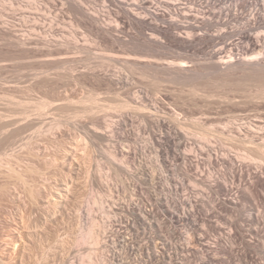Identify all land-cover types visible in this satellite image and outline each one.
I'll list each match as a JSON object with an SVG mask.
<instances>
[{
    "label": "rangeland",
    "instance_id": "rangeland-1",
    "mask_svg": "<svg viewBox=\"0 0 264 264\" xmlns=\"http://www.w3.org/2000/svg\"><path fill=\"white\" fill-rule=\"evenodd\" d=\"M75 1H77L79 3L82 2L81 6H83V8L85 10L89 11L90 13H94V15L98 16L100 22L101 23L103 22L102 24L109 26L112 23L110 26L113 25V27H117V28H115L117 30H113L114 35H111V33H110V34H108V36L110 35L109 37L107 36V34H105L106 35L105 36L102 33H100L99 31L97 32L95 27H92V30H90L91 25H89V23L85 22V19L83 17H81V15L78 14V12L77 13L75 12L76 10L73 9L75 7H72L74 5L72 4V1H70V0H0V115L2 114V115L9 117L8 115L13 116V114H14L15 116H17L19 114V112H21L19 114V116H20L23 113H27L26 111L24 112V110L27 109L28 115H29V122L28 123L30 124V126L28 124V126H29L28 128H30V129L29 130H28V128L26 129V132H25L26 135H24L25 134L24 133L20 136V138H19L20 140L18 139L19 143L17 144V142H18V140H17L16 145H15L16 147L14 146V148L15 149L19 148V150L17 149L16 151H20L21 147H17V146H20L22 142L24 143L25 140L27 141V139L30 136H32L35 141L37 140L36 143H38V145H36V147L39 145L45 146L46 150L48 149L47 150L48 151L47 152L48 158L50 155H52V158H53V156L55 154V150L57 148L56 147L57 144H56V141L54 142L55 139H53L54 135H52V134H54L55 133L54 131H56V130L53 129V130H51V132L47 131V130H49L48 128H50L52 125L54 127V124H56L55 122L61 123L62 129L64 128L63 134H65L66 132L67 133L69 132V134H72V135L74 134L76 136H81V134H82V136H81L82 138L78 137V139H77V137L74 138L75 136L72 137L73 139L70 137L72 140H70V138H67V137L63 138V146L66 147V146L71 145L73 148H77V149H75L77 151H73V153L76 152V153H74L76 156L74 154L72 156H75L73 158H76L77 161L80 159L79 163L82 162L81 165L77 167V172H78L77 174H79L78 175L79 181L76 185L77 186L76 190L78 191L77 195H76V191H75V194H74V195H76L74 197L75 199L73 198L74 199L73 202H71L72 200L69 202V205L71 207L68 206V208H66V212L70 211L72 213L69 212L68 214H70V215H68L64 211L65 214L63 217H64V220H66V223L64 220H63V222H61L62 224H65V225L61 224L62 228H63V236H66V239L64 237H63V239H65L66 242L68 243V244H66V242H65L66 246H65V244L63 246V247H66V248H63L64 249L63 250V253H64L63 254V257H64L63 260L64 261L63 262L65 264H72V263L73 264H82L83 261L85 263L89 260V255L93 254L94 252H96V253L100 252V254H101L102 251L106 252V253L108 252V255H110V256L112 254L111 257L109 256V258L111 259L110 261H112V263L114 262V264H116V263L119 264V262H120V258L115 259L113 257L114 254L113 253L110 254V252H112L111 250L113 249L112 247L115 246V245H113V243L115 241H117L118 238L121 237V232H123L124 227H122L123 225L120 226V224L118 222H115V224L113 223L114 227H112V229L109 230L108 238L110 239V241H108L109 243L108 242L107 243L110 244V245H108L111 248L110 250L108 249L109 247H107V248L104 247V248L100 249L99 252H97L98 248L96 249V247H94L90 243H88V244L87 243H79V244L74 245L75 242L73 243V241H75L74 238H76L75 236H77L75 234H77L76 233V232H78L77 228H79L78 224H76L78 222V220L76 221V219H78V217H77L78 216L77 215L78 210L77 209H80V207H82L80 205H83L82 210L85 209L83 211V216H84L83 222H85L84 223L85 225L82 227L86 228L88 226V224H87L88 221L85 219L89 220L88 217L90 214V213L88 214L87 212L89 211L88 210L89 207H92V206L95 207V205H93L95 200L101 199V200L108 201V203L111 207L114 205H118V206H116L117 208H115V210H114L117 212V213L116 212L115 213L118 216L119 215L130 216L129 213H126L124 211V209L121 207L122 205L124 206L127 201H128L127 203H129L130 201L131 202H139V201H141L142 197L147 196V197L152 198L153 201L155 202L157 200V198L159 199L161 197H165V196H167V194L169 192H171V194H168V197L171 198L172 200L171 199L170 200L173 202L174 200L178 199V196L176 195V192H175L176 188L174 185L177 184L176 187H178L179 186L178 184L182 183V184H184V186H182V188H184L187 191L189 196H193L194 195L193 192L196 194L197 193H200V194L203 193L206 196V197L204 196L205 199L208 200L207 202L209 203L208 204L206 202V204H208V205H206V209L204 211H201V213H200L201 219L199 221V225L196 228H192L193 230L192 229L189 230V228L185 225H177V224L174 225V224L170 223L169 220L165 219L164 216H163L164 217L163 218L162 215H160L158 218L160 220V222L164 223L162 225L163 226L162 233L165 234L166 236H170L169 238L172 240L171 242H173L174 245H177L178 242L179 243L182 242L180 237L181 238L182 237L186 238L187 236L188 237L190 236L189 238L192 237L191 239L188 238V240L190 242L189 246H191L189 251L185 252L186 254L182 253L179 256L181 258L180 260L185 258L183 260V263L188 264V262L185 261V260H187L191 264H197V263L200 264L201 257H202L201 253L202 252L204 253V251L207 250L204 255H208L210 253L209 256H210V258H213V260L215 262L214 264H264V254L262 253V251L264 252V207H263V204L260 201L255 200V199L248 201V202H245V208H246L245 209L246 211H245L241 208L240 205H238L236 203H234L232 205L229 203V199L231 197H235V195H236V197L238 196V194H237L238 189L237 188L240 184L239 178L235 179V189H234L235 191H233L231 193V195H229L228 197L225 195L217 194L214 191L208 189L206 186L203 187V185L201 183L200 184L198 183L199 182L198 180L197 181L195 180V179L205 178V180H207L206 183L208 184L209 183L208 182L209 173L213 172V174H216L219 176L223 175L225 178H228V180L233 181V179H232L233 172H232L231 168L230 169L226 168L225 166H222L223 164H221V163L219 164L216 161H215V164L209 165V163H208V159H209L208 157L209 156H208V153H205L207 151V148H209V147H210V150H213L214 148L217 149L218 151H220L221 155H223V153L225 154L226 152H228L230 155H233L235 157V161H237V162H238L237 159H239V161H242L241 157L245 158V157L249 156V158H246V159H248V163H249V160H251V161L255 160L256 161L254 166H253V163L255 161L254 162L250 161L251 163H249L253 167V168L251 167L252 171H255L257 168L256 164H257L258 160H256V158L259 159V157H258L259 152H257V147L255 148L254 145L257 142L259 143V141L256 142V140H255L254 142H251V141L241 142L240 140H235V139L233 140V139L229 138L228 136L220 137V135L218 133H219L220 125L224 121H226V119H230V117L232 118V116H234V115L236 117H238L237 115L242 117L245 114H250L251 118L253 117L252 119L254 121L250 119L251 121H253V123H257L256 122L257 118L254 119L255 116H257V115L262 116L264 118V100H263L264 95L262 96V94L264 92V83H263L264 74H261V70H259L260 65L257 66L259 69L257 68V70H255L256 72L255 71H254V73L252 72L253 75L255 74V76H253L251 74V72L246 73L248 76L245 73L243 74L241 72L240 75L242 74L243 77H240L239 74L237 75L233 71V70L236 71V69H239L241 66H243L242 64H245L244 62L248 63V61H251V60L254 63H256L255 61H257L256 64L264 65V59H263L264 58V32H263L264 31V25L262 26V24L264 23L263 22L264 20L260 19L261 20L260 24L258 23L259 20L256 22L254 21L253 24L251 22L252 25L247 20L249 17H251L250 14L252 13L253 9H256L254 11H259V14L262 12L260 14L261 17L264 16V14H263L264 13V11H263L264 7L261 6L263 8V10H262V8L260 6H257V4H256L254 7H252V9L251 8H244V9L241 8L240 12L242 14L241 16H243V17L240 16L238 19L232 20V21L227 19L226 17H224L225 19H223L222 20L223 22H221L217 19L215 21V19L210 17L209 14L207 15V13H210L211 11H215L217 9H220L221 7H225V6L229 5L230 3H226V4L221 5L220 3L215 4L214 1H213V3H210V0H207L208 2L206 0H196V1L195 0L194 1L193 0H180V3H181L180 4L176 0H144V1H146L145 5H143L145 8L138 9V11L142 12L144 17H149L147 19L150 22L151 21L154 22L155 25H157V26L160 25L161 27H167L168 21H170V20L175 21L178 18L179 20L178 19L177 20L179 21V23H180V21H182V24H184L186 22V25L192 23L193 25L197 24L196 25L197 27L200 26L199 27L200 29L197 30V32L194 31V32H191V34L192 33L193 34H203L206 32L205 33L206 36L211 37L212 40L214 39V41L211 40L210 42L202 44V45H201V43H199V44L193 43V45H191V46H184L183 47L182 45L177 44V42H175L174 40H169V39L165 38L163 35H159V33H155L153 31L152 27L142 29L141 27L137 26L135 22H133L134 20L130 17L131 15H129L128 10L130 8L131 9L136 8V10H137L138 7L136 5H138V4L140 7H142L141 6L142 3H140L141 0H75ZM250 1H253V0H250ZM177 2L181 5L178 7L182 8V12H181L182 14L180 12H178L179 14H177L175 11V9L177 7V6H175V4H178ZM258 7H260L261 9H259ZM156 9H159L160 11L162 9L163 12L166 13V16L163 17V19L161 17L159 20H157V19L153 20L155 16H153V14H151V16H150L149 13L153 12ZM164 9L166 11H164ZM245 9H247L248 12L245 11ZM250 9H251V11H250ZM257 9H259V10H257ZM168 11H171V12L168 13ZM174 11L176 14L174 13ZM147 13H148V16H146ZM187 13H189V14H187ZM171 14H173V15H171ZM181 15H182V17H181ZM189 16H191V17H189ZM246 16H247V19H245ZM168 18H169V20H168ZM240 18H244V19H240ZM241 20L244 23L243 22L241 23ZM117 21H118V23H117ZM162 25H164V26H162ZM208 25H210V26H208ZM258 25H260V26H258ZM145 29H146V31H145ZM147 29H149V31ZM141 30H143V31H141ZM113 31H112V34H113ZM181 32H184V31H181ZM198 32H200V33H198ZM243 32H244V34L248 33V34H252V36L256 35L254 37L258 36V37H260V39L262 38V42H261L262 44L261 45H263V48L262 47L257 48V49L250 48L251 46L248 44V42H246L247 40L244 38ZM99 33L101 35H103V37ZM150 33L151 34L154 33L153 35H156L157 39L159 37V39H160L158 41L159 43L154 45V47L151 46V47L146 48V50L144 49V51H142V53L144 52L143 53L144 57H139L140 56L139 51H138L139 46H137L138 45L137 42L139 44H143L146 41L145 38L147 36H150L149 35ZM174 33H177V30L176 31L174 30ZM261 33H262V35H261ZM191 34L189 33V35H191ZM259 34H260V36H259ZM138 35H140V36H138ZM241 35L243 36V38ZM112 36L114 39L112 38ZM183 37H188V36H186V35L184 36V34H183ZM144 39H145V41H144ZM243 39H245V41ZM240 40H242L243 42ZM16 41L17 42L25 41L27 44L24 46H19ZM48 42H49V44H48ZM65 42L68 43L67 46L71 45V47H68L65 49L63 47V43H65ZM133 42H135L134 43L135 47H134V44H132ZM75 43H77V44H75ZM60 45H62V46H60ZM226 45H227V47L225 48ZM151 48H153V49H151ZM220 48L224 49L223 50L224 52ZM135 50H137L136 53H135ZM147 50L150 52H148ZM233 50H235V51H233ZM238 53L240 55H238ZM248 57H249V59H248ZM233 58L237 59V60L235 59L237 68L230 67V69H228L229 65L228 66L226 65V67H225V64H222L223 60L227 62V61H232ZM238 58H239V60H238ZM142 59H144V60H142ZM243 60H245V61H243ZM235 61L233 60L234 64H235ZM241 62H243V63H241ZM258 62H260V63H258ZM133 63H134V65H133ZM169 64L171 66L176 64L175 65L176 67L173 66L174 70L171 66H169ZM178 64L187 65L186 67H184V69L187 68L189 70V68H190V70L194 71L191 74H194V75H192V76L190 75L191 78L185 77L188 80L184 79V77L183 78L179 77V75H177V74H178L179 69L181 70V67ZM217 65H219V66L221 65L220 66L221 69L217 68L216 69L217 71H216L214 69ZM222 65L224 67H222ZM219 66H217V67H219ZM170 67H171L170 70H172V72L169 70ZM192 67H195V68H192ZM261 67H262V73H264V70H263L264 67L263 66H261ZM210 68L214 72L216 71V75H218V76L220 75V76L216 77L215 73L213 74V72H211L212 70H210ZM194 69H196V71ZM223 69H224V71H223ZM227 69H228V71H227ZM176 70H178V71L176 72ZM225 70L228 73H226ZM240 70L241 69H239L237 71L240 72ZM167 72H168V74H170V76L167 74ZM219 72H221V73H219ZM258 72H259V75H258ZM172 73H175V74H172ZM224 73H226V74L233 73L234 75L238 76V78L240 77L241 79L239 78V80H238L236 77V79H237V80H235L236 82L235 81L229 82V81H232L234 79L229 80V78L228 79L226 78L228 81L225 82L224 80H226V79L224 77L225 76ZM171 74L174 75V77ZM196 74H198V75H196ZM213 75H215V77H211ZM251 75L253 76V78L251 77ZM175 76H177V77H175ZM209 76H210V78H209ZM259 76L260 77L262 76V78H263L262 82H260L261 78L258 79L260 81L257 80V78H259ZM114 77L120 81V83H118V81L115 79L117 81V83H115V85L117 84L116 86L113 85V82H112V79L114 80ZM192 77L194 80L192 79ZM198 77H200V78H198ZM245 77H246V79H244ZM247 77H248V80H247ZM180 78H181V81H180ZM211 78H212V80H211ZM213 78L224 79L222 81H224L225 84L223 82L221 83L219 79H216V82H217V80H219L218 81L219 84L215 83V79H213ZM231 78H233V75ZM254 78H256L255 80H257L258 82L255 81ZM175 79H177V80H175ZM189 79L191 82L189 81ZM208 79H210V82H209L210 84L213 82V80H214V82L211 84L212 87L207 86L208 87L207 88L206 85L208 83ZM182 80H184L186 82H184V81L182 82ZM195 80L197 82L201 81L202 85H205L204 81H205V83L206 82L207 83L205 86H201V83H199V82L197 83ZM110 81L112 82L111 85H110ZM193 81L196 82V85L194 84L195 82H193ZM240 82H242V83H240ZM192 83H193L194 87H193ZM251 83H253V84H251ZM198 84H200L198 86L199 88L197 87ZM222 84H223V86H222ZM258 85H259V87H258ZM260 85H262V87ZM193 88H195L197 90L196 95H198V98H197V96L196 97L194 96L195 92L194 93L192 92V90L194 91ZM201 88H203V89H201ZM204 88L207 89L206 95H208V93L210 92L209 89H211L213 92H214V90H217L215 92V94L216 95L218 94L217 96H219V97L221 95L220 99H219V97L214 96L215 94L213 92H212L213 94L210 92L209 96L212 95L215 99L212 100V98H213L212 96H211L212 97L211 99H209L210 98L209 96H208L209 98L208 97L206 98V96L203 97L202 93L204 92L203 90H205ZM199 90H202L203 92L199 91ZM190 92H192L194 95L193 94L191 95ZM133 93L140 95V96L143 94H146V96L148 98H150L151 100H153L154 102L158 101V103H159L158 105L160 107L159 112L155 113L154 111H152L149 108H146V107L144 108V106L143 107L141 106V108L139 109V107H140L139 104L133 103V101L131 102L132 99L130 100V98H132L135 95ZM198 93L199 94L201 93L202 95L200 96ZM132 94H133V96H132ZM223 94H224V96H223ZM190 95H191V97H190ZM179 96H180V98H179ZM222 97H223V99H225V97H226V99L223 100ZM250 97H252V99H250ZM183 98H185V99H183ZM227 98H229V99H227ZM245 98H246V101L244 104ZM231 99H232V101L230 103L229 100H231ZM210 101H212V102H210ZM258 101H259V103H256ZM41 102H42V104H41ZM192 102H194V103H192ZM46 103H47V105H46ZM66 103H67V105H66ZM205 103H207L208 105L207 104L205 105ZM227 103L229 105H226ZM238 103H241V104H238ZM55 104L58 106L61 104L62 106L57 107ZM137 104H138V107H137ZM259 104H261V105H259ZM22 105H25V106L23 107ZM28 105H29V107H28ZM38 105L40 108L38 107ZM40 105L46 106V109L42 110ZM68 105H70V106H68ZM198 105L201 107H199ZM20 106H22V108H20ZM55 106L58 109L55 108ZM196 106H197V108H196ZM208 106H211V107H208ZM36 107H38V108L36 109ZM61 107H66V109L61 108ZM136 107L139 110L136 109ZM24 108H26V109H24ZM54 108H55V110H54ZM89 108H91V110L93 109L91 111V113H89L90 112ZM202 108H204V109H202ZM14 109L19 111L18 114H17L16 110H15L16 111L15 113L13 112ZM40 109L44 112H42ZM59 109H64V110H59ZM197 110H198V112H197ZM22 111H23V113H22ZM56 111H58V112H56ZM86 111H88L87 114L90 117L86 114ZM93 111H94L95 115L93 114ZM211 111H213V112H211ZM11 112H13V113H11ZM41 113H42V115H45V116H42ZM207 113L208 114L212 113L210 116V117H212L211 119L207 118L206 115H203V114H207ZM219 113H221V114H219ZM230 113H231V116H230ZM153 114H154V116H153ZM103 115L106 117L108 122H110L112 124L121 122L122 120H124V121L128 120L126 122V124L128 126L126 124L124 125L125 122L122 121L124 127L118 131V133H117L118 135L114 134L113 138L110 141L109 140H103L102 138H99V139L94 140V142L96 141L95 142L96 144H95L92 141L90 143L89 142L90 140L87 139L89 144H91L88 146V142H86L87 140L85 141L86 138L85 137L83 138V136H85L84 135L85 133L83 134V132H86V130L88 128L96 129L97 121L99 122L100 120L105 119ZM21 116H23V115H21ZM64 116H65V119H64ZM92 116H94V117L96 116V118H98V120ZM101 117L103 119H101ZM223 117L224 118L226 117V118L224 119ZM35 118L37 120H35ZM74 118H77V120ZM147 118L149 119V121H147ZM157 118H159V119L163 118L162 120H164L168 125H171L170 126L171 128L175 127V132H178L180 130L179 128L183 129V131H181L182 129L179 131L181 134L177 133V134H180V135L183 134V135L180 137L178 135H176V137L177 136L179 137V138L177 137L178 142L180 141V139H181V141H184L185 139L189 140V141H187L188 145L186 143V145L184 144L183 145L184 147H182L180 149V151L182 150L181 152L188 155L189 159L185 164L180 163V162H176L174 160V155L172 156V154H170V155L165 154V152H166L165 149H167V147H166L165 142H164L165 146H164L163 142H160V141H162L160 137L162 136L163 132L161 131L162 128L159 127V125H156ZM39 120H40V122H39ZM151 120L152 121L154 120L155 123H154V121L152 122ZM202 120H203V122H202ZM52 122H54V123H52ZM39 123H41V124H39ZM31 124H33L35 126L36 130L41 125L40 127H43V131L45 130L43 133L44 135L39 134L40 135L39 136V135H36L37 134L36 133L35 135L37 136L38 139L35 138V135H33L34 133H31V132H34L36 130L33 128L34 126ZM63 124H64V126H63ZM194 125H197V126H194ZM200 125L202 127L203 126L204 127L201 128ZM76 126L78 128H76ZM84 126H85V129H84ZM159 128H161V130ZM207 129L211 132V134L209 131H207ZM82 130H83V132H82ZM100 130L104 131L102 129H100ZM173 130H174V128H173ZM73 131L74 132L77 131V133H74ZM88 131H89V129H88ZM243 131L246 132V130H243ZM197 132H199L200 134L199 133L197 134ZM203 132H205V133H203ZM201 133H203V134H201ZM206 133L210 134L209 144L211 146L207 147L206 149L204 147L205 150L204 149L201 150V148L207 144V143H205V140L204 141L202 140L203 136H201V135H204ZM198 135H200L201 137ZM0 138H1V135H0ZM21 138H22V140H21ZM101 139H102V141H101ZM58 141H59V139H58ZM79 141H80V143H79ZM206 142H208V140H206ZM97 143H98V145H97ZM253 143H255V144H253ZM77 145H78V147H77ZM163 146H164V148H163ZM198 146H200V147H198ZM161 148H162V150H161ZM128 150H129V152H128ZM28 151H27V149H25L24 151L21 150L20 153L18 152L20 157L18 156L17 158H20L21 161H23V162H21L19 159V161L21 163H25L27 165L30 162H33V163L36 162L35 164H37V162H38V164L43 165V163H44V165H45V159L44 158H43L44 160L41 159V161H44V162H40L39 158H36V157L33 158L32 156H30V155L34 156V154H30V152H28ZM87 152H90V153H87ZM127 153H128V155H126ZM22 154H23V158L25 157L24 159L22 158ZM162 154L165 155L166 159H164V156H162ZM197 154L200 155V161H199V159L197 160L195 158ZM78 155H79V157H78ZM166 156H168V158ZM259 156L261 157V155H259ZM112 157H114V158H112ZM52 158L50 157L49 159L51 160ZM201 158H203V159H201ZM251 158H253V159L255 158V159L253 160ZM30 159H32V160H30ZM29 160H30V162H29ZM26 161H27V163H26ZM70 161H72V160L69 159L66 162V163L69 162L68 164L63 163L65 165V166H63V172L64 173L67 170L66 172L68 174H70L69 173V171L71 170V169H69L71 167ZM19 167L25 168L24 164H23V166H19ZM55 167H51V170L54 171L56 174H59L58 172L60 171L61 168L58 169V167H56V169H55ZM98 167H100V168H98ZM90 168H92L91 170L93 171V173L92 172L90 173L91 175L87 174V172L89 173L91 171ZM253 169H255V170H253ZM97 170H99V171H97ZM99 172H100V174H99ZM64 173H63V175H64ZM203 173H205V174H203ZM66 174L64 175V177H66V179H67L68 174H67V176H66ZM94 176H96L97 178H95ZM81 177H82V179H81ZM89 177H90V179H88ZM100 178L104 179L103 180L104 183H108L110 185V189L112 188L111 193H114V194H110L108 192L106 193V191L104 192V190H105V189H103L104 187H102V185L99 186V184H101V183H98V181H99L98 179H100ZM156 178H157V180H156ZM248 179L250 181V176L246 175L245 180L247 181ZM63 180H64V178H63ZM92 181H93V183H91ZM3 183L4 182H0V186L3 185ZM85 183L88 185H86ZM89 184L92 186H89ZM162 184L164 187L162 186ZM169 184H170V186H169ZM167 185L169 187H173V186L174 187L171 188L172 190H169L170 188ZM136 189L140 190V191L136 192ZM173 189H174V191H173ZM184 189H182L180 195L186 194L185 193L186 191ZM166 190H169V191H166ZM133 191L135 192V194ZM183 191H185V192L183 193ZM259 191L261 193H263V195H264V186L262 188L259 187ZM116 193H117V195H116ZM1 195H2V193H0V199H1ZM82 195L84 197H82ZM77 196H79L80 199ZM114 198H116V199H114ZM3 199H4L3 205L0 206V221H1L0 227L2 226V223L5 221V219L6 220L8 219V220L6 221V223L4 222L3 225L7 224L9 226V224L12 223L14 219H15L14 221H17V222L20 221V218H18V216L19 217L21 216V214L18 215L21 210H19V208L17 207L16 204H14L10 201L7 194L3 195ZM110 199H113L114 201L110 200ZM80 200H81V202H80ZM84 201H85V203H84ZM227 202L229 204H227ZM72 204H75L77 209L74 207V205L72 208ZM94 209L96 210V211L94 210L96 213L98 208H94ZM120 210L121 211L123 210L124 213H123V211L121 212ZM75 211L77 212V214L75 213ZM73 213H75V214L73 215ZM5 215H6V217H5ZM257 215H259L258 216L259 220L256 219V217H255ZM75 216H76V218H75ZM85 216L87 218H85ZM65 217H66V219H65ZM69 217L72 219L70 220ZM11 218L12 219L14 218V219L12 220ZM70 222L72 225L70 224ZM73 225H75V226L73 227ZM6 226H2L0 228V237H1L0 241L1 242L3 240L5 241L7 239V235H5V234H8L6 232H9L8 231L9 229H8V226L7 227ZM3 227H6V228H3ZM69 227H70V230L67 229ZM59 228H61V227H59ZM59 228H55V229H59ZM53 229H54V227L52 228V230ZM73 229H75V230H73ZM181 229H182V231H181ZM72 231H74V232H72ZM119 231H120V235H119ZM64 232H66V233L64 234ZM114 234H115V236H114ZM2 237H6V238H2ZM155 238L157 239L156 229H145L144 230V229L140 228L138 237L134 236L132 242L136 246L141 245V244L142 245L147 244L145 246H151L154 243V241L155 242L157 241V240H155ZM145 239H147V240H145ZM218 240H220V245L218 243L219 242ZM229 240H230V243L228 242ZM111 241H113V242H111ZM145 241H147V242H145ZM71 242L73 243V245L75 247L72 245ZM201 242L206 243V244L205 243L204 244L207 245L205 247L207 249L203 248V246L200 244ZM227 242H228V244H227ZM223 244H225V245L227 244L229 246V248H230L229 251L223 250L224 246H225V245L222 246ZM217 245L219 247H217ZM247 246H250V247H247ZM208 247H210V248H208ZM222 247H223V249L220 250ZM120 248H118L117 250H119ZM161 248H162V245H160V249ZM67 249H69V250H67ZM230 250H231V252H230ZM119 251L121 252L123 250L121 249ZM95 254L93 255V257L96 256ZM122 255H123L122 257H124L126 259L128 257L127 261L128 262L130 261L129 262L130 264H134V262H135V264L136 263L139 264L140 262H141L140 264H167L164 261V259L161 257L150 259V258H148V256H143V258L141 259L142 256L141 255L139 256V254L127 256L126 254H124V252H122ZM60 256H62V254L59 255V257ZM59 257H56V261L54 260L55 264H59L60 260L58 261V259H61V257L60 258ZM91 257H92V255H91ZM50 258H51V260L54 259L53 257H50ZM143 260H144V262H143ZM54 261L51 262V264H54ZM30 263H33V262L31 261Z\"/></svg>",
    "mask_w": 264,
    "mask_h": 264
},
{
    "label": "bare ground",
    "instance_id": "bare-ground-1",
    "mask_svg": "<svg viewBox=\"0 0 264 264\" xmlns=\"http://www.w3.org/2000/svg\"><path fill=\"white\" fill-rule=\"evenodd\" d=\"M70 1H72V4L74 5V6H72V7H75V8H73V9H75L74 11L77 13L78 12V14H80L81 15V17H83L84 19H85V22H87V23H89V25H91V28H90V30H92V27H95L96 28V30H97V32L99 31L100 33H102L103 35H105V34H107V36H108V34H110L111 33V35H114V31L113 30H117V29H115V28H117V27H113V25L112 26H110L109 24V26H107V25H104V24H102L101 22H100V20H99V17L98 16H96V15H94V13H90L89 11H87V10H85L84 8H83V6H81V4H82V2L81 3H79V2H77V1H73V0H70ZM176 1H178L179 3H180V0H176ZM194 1V0H193ZM196 1V0H195ZM207 1V0H206ZM212 1V2H211ZM213 1L215 2V4L216 3H220L221 5L222 4H226V3H230L229 5H227V6H225V7H221L220 9H217V10H215V11H211L210 13H207V15L209 14V16L210 17H212L213 19H215V21H216V19L217 20H219V21H221V22H223L222 20L223 19H225L224 17H226L227 19H229V20H236V19H238L242 14H241V8L242 9H244V8H251L252 9V7H254L256 4H257V6H263L264 7V0H253V1H250V0H210V3H213ZM145 2L146 1H144V0H141L140 1V3H142L141 4V6L142 7H140L139 6V4L138 5H136L138 8H137V10H136V8L135 9H129L128 10V13H129V15H131L130 17L134 20L133 22H135L136 23V25L137 26H139V27H141L142 29L143 28H148V27H152V29H153V31L155 32V33H159V35H163L165 38H167V39H169V40H174L175 42H177V44H180V45H182L183 47L184 46H191V45H193V43H197V44H199V43H201V45L202 44H205V43H208V42H210L212 39H211V37H209V36H206V32L205 33H203V34H191V32H194V31H196L197 32V30H199L200 28V26H196V25H193L192 23L191 24H187L186 25V22L184 23V24H182V21H180V23H179V19L177 20H170V21H168L167 22V27H161L160 25L159 26H157V25H155L154 24V22H150L147 18H149V17H144L143 16V13L142 12H139L138 11V9H142V8H145L143 5H145ZM149 2V1H148ZM164 2V1H163ZM177 2V3H178ZM183 2V1H182ZM200 2V1H199ZM204 2V1H203ZM208 2V1H207ZM71 3V2H70ZM69 3V4H70ZM136 3V2H135ZM175 4V6H181L180 4ZM71 4V5H72ZM187 4V3H186ZM189 4V3H188ZM205 4V3H204ZM219 4V5H220ZM163 6V5H162ZM153 7V6H152ZM176 7V9H175V11H176V13L177 14H179L178 12H182V8H180V7H178L177 8ZM216 7V6H215ZM218 7V6H217ZM220 7V6H219ZM260 7H258L259 9H261ZM128 8V7H127ZM150 8V7H149ZM256 8V7H255ZM184 9V8H183ZM251 9H250V11H251ZM259 9H257V10H259ZM127 10V9H126ZM149 10V9H148ZM249 10V9H248ZM254 10H256V9H253L252 10V13L250 14L251 15V17H249L248 19H247V16H246V18L245 19H247L248 20V22L251 24V22H252V24H253V22L255 21H258L259 20V24H260V21L261 20H264V16H260V14L262 13H260L259 14V11H254ZM262 10H263V8H262ZM138 11V12H137ZM162 11V12H161ZM161 11L159 10V9H156V10H154L153 12H150L149 14H150V16H151V14H153V16H155L154 17V19L153 20H155V19H157V20H159L161 17H162V19H163V17H165L166 16V13L165 12H163V10L161 9ZM164 11H166L165 9H164ZM175 11H174V13H175ZM209 11V10H208ZM245 11H247V9H245ZM264 11V10H263ZM145 12V11H144ZM169 12H171V11H168V13ZM248 12V11H247ZM97 13V12H96ZM95 13V14H96ZM99 13V12H98ZM125 13V12H124ZM127 13V14H128ZM175 13V14H176ZM244 13V12H243ZM77 14V15H78ZM182 14V13H181ZM187 14H189V13H187ZM186 14V15H187ZM192 14V13H191ZM264 14V13H263ZM79 15V16H80ZM94 15V16H93ZM171 15H173V14H171ZM170 15V16H171ZM146 16H148V13H147V15ZM178 16V15H177ZM176 16V17H177ZM180 16V15H179ZM80 17V18H81ZM175 17V18H176ZM181 17H182V15H181ZM189 17H191V16H189ZM197 17V16H196ZM199 17V16H198ZM241 17H243V16H241ZM240 19H244V18H240ZM239 19V20H240ZM261 19V20H260ZM167 20V19H166ZM168 20H169V18H168ZM131 22V21H130ZM198 22V21H197ZM218 22V21H217ZM228 22V21H227ZM237 22V21H236ZM243 21L241 20V23H242ZM264 22V21H263ZM262 22V23H263ZM86 23V24H87ZM117 23H118V21H117ZM158 23V22H157ZM196 23V22H195ZM230 23V22H229ZM244 23V22H243ZM248 23V24H249ZM106 24V23H105ZM165 24V23H164ZM214 24V23H213ZM223 24V23H222ZM221 24V25H222ZM240 24V23H239ZM246 24V23H245ZM251 24V25H252ZM255 24V23H254ZM88 25V26H89ZM211 25V24H210ZM210 25H208V26H210ZM225 25V24H224ZM247 25V24H246ZM256 25V24H255ZM264 25V23L262 24V26ZM116 26V25H115ZM162 26H164V25H162ZM231 26V25H230ZM243 26V25H242ZM241 26V27H242ZM245 26V25H244ZM249 26V25H248ZM257 26V25H256ZM255 26V27H256ZM258 26H260V25H258ZM119 27V26H118ZM203 27V26H202ZM225 27V26H224ZM246 27V26H245ZM251 27V26H250ZM254 27V26H253ZM252 28V27H251ZM89 29V28H88ZM136 29V28H135ZM209 29V28H208ZM225 29V28H224ZM229 29V28H228ZM246 29V28H245ZM139 30V29H138ZM148 31H149V29H147ZM174 30L176 31L177 30V33H174ZM227 30V29H226ZM234 30V29H233ZM239 30V29H238ZM253 30V29H252ZM95 31V30H94ZM112 31H113V34H112ZM131 31V30H130ZM141 31H143V30H141ZM145 31H146V29H145ZM144 31V32H145ZM181 31H184V32H181ZM237 31V30H236ZM242 31V30H241ZM96 32V33H97ZM118 32V31H117ZM116 32V33H117ZM202 32V31H201ZM246 32V31H245ZM264 32V31H263ZM99 33V34H100ZM120 33V32H119ZM189 33L191 34V35H189ZM198 33H200V32H198ZM231 33V32H230ZM236 33V32H235ZM154 33H150L149 35L150 36H147L145 39H146V41H145V39H144V43L143 44H139L137 41V46H139L138 47V51H139V57H144L143 55V53H142V51H144V49L146 50V48H148V47H151V46H153L154 47V45H156L157 43H159L158 41L160 40L159 39V37H158V39H157V36L156 35H153ZM183 34H184V36L186 35V36H188V37H183ZM226 34V33H225ZM224 34V35H225ZM232 34V33H231ZM101 35V34H100ZM103 35H101L102 37H103ZM147 35V34H146ZM158 35V34H157ZM158 35V36H159ZM243 35H244V38L247 40L246 42H248V44L251 46L250 48H253V49H257V48H260V47H262L263 48V45H261L262 43V38L260 39V37H254V36H256V35H254V36H252V34H248V33H245L244 34V32H243ZM261 35H262V33H261ZM106 36V35H105ZM104 36V37H105ZM110 36V35H109ZM108 36V37H109ZM131 36V35H130ZM138 36H140V35H138ZM144 36V35H143ZM156 36V37H155ZM242 36V35H241ZM240 36V37H241ZM259 36H260V34H259ZM112 38H113V36H112ZM164 38V39H165ZM242 38H243V36H242ZM114 39V38H113ZM132 39V38H131ZM245 39H243L244 41H245ZM18 40V39H17ZM20 40V39H19ZM117 40V39H116ZM139 40V39H138ZM166 40V39H165ZM65 41V40H64ZM67 41V40H66ZM141 41V40H140ZM212 41H214V39L212 40ZM235 41V40H234ZM240 41H242V40H240ZM14 42V41H13ZM17 42V41H16ZM33 42V41H32ZM69 42V41H68ZM131 42V41H130ZM129 42V43H130ZM229 42V41H228ZM243 42V41H242ZM37 43V42H36ZM72 43V42H71ZM135 42H133L132 44H134ZM166 43V42H165ZM17 44L19 45V46H24V45H26L27 43L25 42V41H19V42H17ZM47 44V43H46ZM48 44H49V42H48ZM75 44H77V43H75ZM161 44V43H160ZM167 44V43H166ZM68 45V43H63V47L66 49V48H68V47H71V45L70 46H67ZM128 45V44H127ZM225 45V44H224ZM229 45V44H228ZM18 46V47H19ZM60 46H62V45H60ZM67 46V47H66ZM74 46V45H73ZM72 46V47H73ZM133 46V45H132ZM131 46V47H132ZM136 46V47H137ZM219 46V45H218ZM234 46V45H233ZM134 47H135V44H134ZM220 47V46H219ZM227 47V45L225 46V48ZM237 47V46H236ZM244 47V46H243ZM63 48V49H64ZM166 48V47H165ZM164 48V49H165ZM194 48V47H193ZM232 48V47H231ZM151 49H153V48H151ZM156 49V48H155ZM154 49V50H155ZM161 49V48H160ZM221 49V48H220ZM239 49V48H238ZM244 49V48H243ZM134 50V49H133ZM166 50V49H165ZM222 51L224 50V49H221ZM220 50V51H221ZM229 50V49H228ZM227 50V51H228ZM132 51V50H131ZM136 51L137 50H135V53H136ZM148 51V50H147ZM185 51V50H184ZM221 51V52H222ZM233 51H235V50H233ZM240 51V50H239ZM148 52H150V51H148ZM219 52V51H218ZM224 52V51H223ZM259 52V51H258ZM233 53V52H232ZM249 53V52H248ZM151 54V53H150ZM155 54V53H154ZM215 54V53H214ZM219 54V53H218ZM235 54V53H234ZM229 55V54H228ZM227 55V56H228ZM238 55H240L239 53H238ZM242 55V54H241ZM237 56V55H236ZM149 57V56H148ZM243 57V56H242ZM258 57V56H257ZM224 58V57H223ZM245 58V57H244ZM236 59V58H235ZM235 59L233 58V60L235 61ZM248 59H249V57H248ZM255 59V58H254ZM264 59V58H263ZM136 60V59H135ZM142 60H144V59H142ZM232 60V59H231ZM233 60L232 61H222V64H225V67H226V65L229 67L228 69H230V67H235V68H237V66H236V61H235V64L233 63ZM237 60V59H236ZM238 60H239V58H238ZM246 60V59H245ZM245 60H243V61H245ZM146 61V60H145ZM255 61V60H254ZM260 61V60H259ZM256 63H257V61H255ZM219 63V62H218ZM217 63V64H218ZM238 63V62H237ZM241 63H243V62H241ZM245 64H242L243 66H241L239 69H241L240 70V72H238L237 70H239V69H236V71L235 70H233L237 75L239 74L240 75V73L242 72L243 74L245 73H248V72H251V74L253 75V73H254V71L255 70H257V66L258 65H260V69L259 70H261V74H264V73H262V67L261 66H263L264 67V65H261V64H256V63H254V62H252V60L251 61H248V63H246V62H244ZM258 63H260V62H258ZM183 64V63H182ZM186 64V63H185ZM214 64V63H213ZM220 64V63H219ZM263 64V63H262ZM129 65V64H128ZM131 65V64H130ZM133 65H134V63H133ZM142 65V64H141ZM176 65V64H175ZM175 65H173V66H175ZM180 67H181V70L179 69V71L178 70H176V72L178 71V74L177 75H179V77H181V78H183L184 77V79H187L188 77H190V75L192 76V75H194V74H191V73H193L194 71L193 70H190V68H189V70L186 68V69H184V67H186L187 65H180V64H178ZM169 66H171L170 64H169ZM173 66H171L172 68H173V70H174V67ZM209 66V65H208ZM217 66H219V65H217ZM215 67V69L214 70H216L217 68L218 69H221L220 68V66L219 67ZM171 67L169 68V70L171 69ZM176 67V66H175ZM222 67H224L223 65H222ZM138 68V67H137ZM192 68H195V67H192ZM139 69V68H138ZM178 69V68H177ZM228 69H227V71H228ZM136 70V69H135ZM168 70V71H169ZM195 71H196V69H194ZM206 70V69H205ZM209 70V69H208ZM210 70H212L211 68H210ZM258 70V71H259ZM263 70H264V68H263ZM167 71V70H166ZM171 72H172V70H170ZM198 71V70H197ZM202 71V70H201ZM217 71V70H216ZM216 71L214 72L213 70L211 71V72H213V74L215 73V75H216ZM220 71V70H219ZM223 71H224V69H223ZM222 71V72H223ZM204 72V71H203ZM207 72V71H206ZM225 72H226V70H225ZM231 72V71H230ZM233 72V73H234ZM238 72V73H237ZM253 72V73H252ZM256 72V71H255ZM260 72V71H259ZM259 72H258V75H259ZM198 73V72H197ZM218 73V72H217ZM219 73H221V72H219ZM226 73H228V72H226ZM226 73H224L225 74V79L227 78H229V80H232V79H234V80H232V81H229V82H234L235 80H239V78L240 77H243L242 76V74L240 75V77L238 78V76H236V75H234L233 73H229V74H226ZM167 74H168V72H167ZM172 74H175V73H172ZM171 74V75H172ZM212 74V73H211ZM257 74V73H256ZM169 76H170V74H168ZM196 75H198V74H196ZM195 75V76H196ZM209 75V74H208ZM215 75H213V76H211V77H215ZM222 75V74H221ZM232 75H233V78H231L232 77ZM247 75V74H246ZM251 75V77L253 78V76H255V74L252 76ZM257 75V76H258ZM112 76V75H111ZM173 77H174V75H172ZM218 75H216V77H217ZM220 76V75H219ZM218 76V77H219ZM235 76V77H234ZM248 76V75H247ZM175 77H177V76H175ZM185 77H187V78H185ZM206 77V76H205ZM204 77V78H205ZM223 77V78H224ZM236 77H237V79H236ZM103 78V77H102ZM110 78V77H109ZM125 78V77H124ZM172 78V77H171ZM181 78H180V81H181ZM191 78V77H190ZM197 78V77H196ZM198 78H200V77H198ZM209 78H210V76H209ZM231 78V79H230ZM261 78V79H260ZM100 79V78H99ZM116 78L114 77V80L112 79V82H113V85H115V83H117V81H118V83H120V81L119 80H115ZM174 79V78H173ZM192 79H193V77H192ZM213 79H215V83H218V81L220 80V82L222 83H224V81L225 82H227L228 80L226 79V80H224V79H219V78H213ZM216 79H219V80H217V82H216ZM241 79V78H240ZM244 79H246V77L244 78ZM250 79V78H249ZM256 78H254V80H255ZM258 79H260V80H258ZM262 76L260 77L259 76V78H257V80L258 81H260V82H262ZM111 80V79H110ZM175 80H177V79H175ZM188 80V79H187ZM194 80V79H193ZM211 80H212V78H211ZM222 80H224V81H222ZM247 80H248V77H247ZM246 80V81H247ZM257 80H255V81H257ZM264 80V79H263ZM109 81V80H108ZM129 81V80H128ZM184 80H182V82H183ZM189 81H190V79H189ZM188 81V82H189ZM196 81V80H195ZM195 81H193V82H195ZM245 81V82H246ZM257 81V82H258ZM111 81H110V85H111V83H112ZM184 82H186V81H184ZM191 82V81H190ZM197 82V81H196ZM196 82L194 83L195 85H196ZM199 83H201V86H205L206 85V83H205V81H204V84L205 85H202V82L201 81H198ZM197 82V83H198ZM210 82V79H208V83H207V85H206V87L207 86H211V84L214 82V80H213V82L210 84L209 83ZM236 82V81H235ZM123 83V82H122ZM240 83H242V82H240ZM239 83V84H240ZM263 83H264V81H263ZM128 84V83H127ZM210 84V85H209ZM219 84V83H218ZM225 84V83H224ZM229 84V83H228ZM233 84V83H232ZM238 84V85H239ZM251 84H253V83H251ZM257 84V83H256ZM260 84V83H259ZM117 85V84H116ZM115 85V86H116ZM120 85V84H119ZM192 85H193V83H192ZM191 85V86H192ZM200 84H198L197 85V87L199 86ZM214 85V84H213ZM217 85V84H216ZM215 85V86H216ZM231 85V84H230ZM200 86V87H201ZM218 86V85H217ZM222 86H223V84H222ZM261 87H262V85H260ZM131 87V86H130ZM193 87H194V85H193ZM212 87V86H211ZM210 87V88H211ZM219 87V86H218ZM258 87H259V85H258ZM196 88V87H195ZM195 88H193L194 89V91L192 90V92L194 93L195 92V95L192 93V92H190L191 93V95L193 94L195 97L197 96V98H198V95H196V89ZM199 88V87H198ZM208 88V87H207ZM201 89H203V88H201ZM205 89V88H204ZM207 89H205V90H199V91H202L203 93V95L200 93H198L200 96L202 95L203 97H205L206 96V98L209 96V93L211 92H213L211 89H209V93H208V95H206V93H207V91H206ZM131 91V90H130ZM129 91V92H130ZM198 91V92H199ZM206 91V92H205ZM217 90H214V94H215V92H216ZM260 91V90H259ZM231 92V91H230ZM253 92V91H252ZM189 93V92H188ZM212 93V94H213ZM222 93V92H221ZM238 93V92H237ZM246 93V92H245ZM259 93V92H258ZM128 94V93H127ZM133 94H135V93H133ZM133 94H132V96H133ZM187 94V93H186ZM205 94V95H204ZM232 94V93H231ZM234 94V93H233ZM244 94V93H243ZM189 95V94H188ZM191 95H190V97H191ZM218 95V94H217ZM216 94L214 95V96H217ZM238 95V94H237ZM245 95V94H244ZM251 95V94H250ZM258 95V94H257ZM264 95V92H263V94H262V96ZM212 95H210L208 98L209 99H211L212 97H211ZM223 96H224V94H223ZM226 96V95H225ZM228 96V95H227ZM252 96V95H251ZM261 96V97H262ZM131 97V96H130ZM217 97H219V96H217ZM220 97H221V95H220ZM220 97H219V99H220ZM254 97V96H253ZM260 97V96H259ZM68 98V97H67ZM179 98H180V96H179ZM189 98V97H188ZM52 99V98H51ZM132 99V100H131ZM183 99H185V98H183ZM213 99H215L214 97L212 98V100ZM222 99H223V97H222ZM225 99H226V97H225ZM225 99H223V100H225ZM227 99H229V98H227ZM234 99V98H233ZM239 99V98H238ZM241 99V98H240ZM243 99V98H242ZM250 99H252V97H250ZM258 99V98H257ZM260 99V98H259ZM49 100V99H48ZM56 100V99H55ZM61 100V99H60ZM65 100V99H64ZM71 100V99H70ZM130 100H131V102L133 101V103H138L139 104V109L141 108V106L143 107L144 106V108L146 107V108H149V109H151L152 111H154L155 113L156 112H159V110H160V107H159V103H158V101H156V102H154L153 100H151L150 98H148L147 96H146V94H143V95H137V94H135L132 98H130ZM191 100V99H190ZM204 100V99H203ZM217 100V99H216ZM235 100V99H234ZM261 100V99H260ZM264 100V99H263ZM45 101V100H44ZM62 101V100H61ZM60 101V102H61ZM69 101V100H68ZM230 101V103H231V101H232V99L231 100H229ZM236 101V100H235ZM239 101V100H238ZM245 101H246V98H245V100H244V104H245ZM51 102V101H50ZM59 102V103H60ZM188 102V101H187ZM204 102V101H203ZM207 102V101H206ZM210 102H212V101H210ZM219 102V101H218ZM254 102V101H253ZM56 103V102H55ZM63 103V102H62ZM61 103V104H62ZM71 103V102H70ZM191 103V102H190ZM192 103H194V102H192ZM234 103V102H233ZM256 103H259V101L258 102H256ZM255 103V104H256ZM34 104V103H33ZM39 104V103H38ZM41 104H42V102H41ZM57 104V103H56ZM55 104V105H56ZM56 105L57 107H60V106H62V105ZM138 104H137V107H138ZM189 104V103H188ZM199 104V103H198ZM207 103H205V105H206ZM210 104V103H209ZM218 104V103H217ZM224 104V103H223ZM222 104V105H223ZM238 104H241V103H238ZM247 104V103H246ZM31 105V104H30ZM45 105V104H44ZM44 105H40L41 106V109L42 110H45L46 109V106H44ZM46 105H47V103H46ZM50 105V104H49ZM53 105V104H52ZM66 105H67V103H66ZM65 105V106H66ZM208 105V104H207ZM226 105H229L228 103L226 104ZM252 105V104H251ZM254 105V104H253ZM259 105H261V104H259ZM23 107L25 106V105H22ZM22 106H20V108H22ZM51 106V105H50ZM49 106V107H50ZM55 106V108H57ZM68 106H70V105H68ZM189 106V105H188ZM199 106V105H198ZM215 106V105H214ZM217 106V105H216ZM15 107V106H14ZM28 107H29V105H28ZM38 107H39V105H38ZM38 107H36V109L38 108ZM67 107V106H66ZM66 107H61V108H65L66 109ZM136 107V109H138ZM199 107H201V106H199ZM204 107V106H203ZM208 107H211V106H208ZM234 107V106H233ZM17 108V107H16ZM40 108V107H39ZM48 108V107H47ZM55 108H54V110H55ZM194 108V107H193ZM196 108H197V106H196ZM207 108V107H206ZM24 109H26V108H24ZM40 109V110H41ZM51 109V108H50ZM58 109V108H57ZM87 109V108H86ZM138 109V110H139ZM202 109H204V108H202ZM210 109V108H209ZM16 109H14L13 110V112L15 113L16 111H17V114H18V110H16ZM23 110V109H22ZM32 110V109H31ZM39 110V109H38ZM41 110V111H42ZM49 110V109H48ZM59 110H64V109H59ZM89 110H90V112L89 113H91V111L93 110H91V108H89ZM208 110V109H207ZM27 112V113H23V111H22V113L23 114H21V115H23V116H19V114L21 113V112H19V114L17 115V116H15L14 114H13V116H10V115H8L9 117H7V116H5V115H0V135H1V138H0V182H4L3 183V185H1L0 186V193H2V195H1V199H0V206H2L3 205V201H4V199H3V195L4 194H7V196L9 197V199H10V201L12 202V203H14V204H16L17 205V207L19 208V210H21L20 211V213L18 214V215H20L21 214V216L19 217L18 216V218H20V221H14L15 219V217L12 219L13 220V222L12 223H10L9 224V226H8V231L9 232H6V233H8V234H5V235H7V239L4 241L3 239V241L1 242L0 241V264H29L31 261L33 262V263H30V264H51V262H53L54 260L56 261V257H59V255H61L62 254V256H60L61 257V259H58V261H59V264H63L64 262V260H63V248H66V247H63L64 246V244H65V242H66V236H63V228H62V225H65V224H62L61 222H63V220H64V211L66 212V208H68V206H70L69 205V202L71 201V202H73V200L75 199L74 197L77 195V190H76V185H77V183H78V175L79 174H77L78 172H77V167L78 166H80L81 165V163H79V160L77 161V159L76 158H73V157H75L76 155L74 154V153H76V152H74L73 153V151H77V150H75V149H77V148H73L71 145L70 146H63V138H65V137H67V138H72L73 136H75L74 138H76L77 137V139H78V137H81L82 136V134H81V136H76V135H72V134H69V132L66 134H63L64 132H63V129H62V126H61V123H57V122H55L56 124H54V127H53V125L50 127V128H48L49 130H47V131H50L51 132V130H56V131H54L53 133L54 134H52V135H54V138L53 139H55L54 140V142L56 141V150H55V154H54V156H53V158H52V155H50L49 156V158L51 157L52 159L50 160L49 158H48V149L46 150V147L45 146H37L36 147V145H38V143H36V141L34 140V138L32 137V136H30L28 139H27V141L25 140V142L23 143H21V145L20 146H17V147H21L20 149L21 150H25V149H27V151L28 152H30V154H34V156L33 155H30V156H32L33 158L34 157H36V158H39V161L40 162H44V161H41V159H45V165H44V163H43V165H41V164H38V162H37V164H35L36 162H30V160H32V159H30L29 160V162L30 163H28L27 165L25 164V163H21V162H23V161H21V159L20 158H17L18 156H19V153H20V151H16L17 149L19 150V148H17V149H15L14 148V146L16 145V142H17V140L20 138V136L22 135V134H24L25 132H26V129L30 126V124L28 123L29 122V115H28V111H27V109L26 110H24V112ZM37 111V110H36ZM151 111V112H152ZM210 111V110H209ZM219 111V110H218ZM233 111V110H232ZM254 111V110H253ZM13 112H11V113H13ZM42 112H44V111H42ZM46 112V111H45ZM48 112V111H47ZM56 112H58V111H56ZM61 112V111H60ZM84 112V111H83ZM87 112L88 111H86V114H87ZM150 112V113H151ZM153 112V113H154ZM197 112H198V110H197ZM205 112V111H204ZM211 112H213V111H211ZM239 112V111H238ZM247 112V111H246ZM252 112V111H251ZM257 112V111H256ZM259 112V111H258ZM4 113V112H3ZM6 113V112H5ZM9 113V112H8ZM39 113V112H38ZM64 113V112H63ZM149 113V114H150ZM10 114V113H9ZM30 114V113H29ZM32 114V113H31ZM36 114V113H35ZM44 114V113H43ZM46 114V113H45ZM53 114V113H52ZM84 114V113H83ZM85 114V115H86ZM93 114H94V111H93ZM146 114V113H145ZM211 114L212 113H210V114H203V115H206V117L207 118H209V119H211L212 117H210L211 116ZM217 114V113H216ZM219 114H221V113H219ZM218 114V115H219ZM41 115H42V113H41ZM48 115V114H47ZM88 115V114H87ZM95 115V114H94ZM106 115V114H105ZM148 115V114H147ZM158 115V114H157ZM215 115V114H214ZM39 116V115H38ZM42 116H45V115H42ZM49 116V115H48ZM77 116V115H76ZM89 116V115H88ZM97 116V115H96ZM96 116L94 117V116H92V117H94V118H96ZM104 116V115H103ZM102 116V117H103ZM151 116V115H150ZM153 116H154V114H153ZM220 116V115H219ZM228 116V115H227ZM230 116H231V113H230ZM235 116V115H234ZM234 116H232V118L230 117V119H226V121H222L223 123L220 125V127H219V135H220V137H222V136H228L229 138H231V139H235V140H240L241 142H244V141H251V142H254L255 140H256V142L257 141H259V143L257 144H255V143H253V144H255L254 146H255V148L257 147V152H259V155H261V157L258 155V157H259V159L258 158H256V160H258V162H257V164H256V166H257V168H256V170L255 169H253V170H255V171H252V165L251 164H249V163H251V162H254L255 160V158L253 159V158H251V159H253L254 161H251V160H249V163H248V159H246V158H249V156H247V157H245V158H243V157H241V159H242V161H239V159H237L238 160V162L237 161H235V157L233 156V155H230L228 152H226L225 154L223 153V155H221V153H220V151H218L217 149H213V150H210V147L209 146H211L210 144H209V136H210V134H211V132L207 129V131H209L210 132V134L208 133H206V134H204V135H201V136H203L202 138V140L204 141L205 140V143H207L205 146H201L202 148H201V150L202 149H204V147H205V149L207 148V147H209V148H207V151L205 152V153H208V163H209V165H213V164H215V161L217 162V163H221V164H223L222 166H225L226 168H231L232 169V172H233V174H232V179H233V181H230V180H228V178H225L223 175L221 176H219V175H216V174H213V172L212 173H209V180H208V184L206 183V181L207 180H205V178H200V179H195L196 181L198 180L199 182V184L201 183L202 185H203V187H207L208 189H210V190H212V191H214L215 193H217V194H221V195H225V196H229V195H231V193L233 192V191H235L234 189H235V179L236 178H239L240 180V184H239V186H238V190H237V194H238V196L236 197V195H235V197H231L230 199H229V203L230 204H234V203H236V204H238V205H240L241 206V208L243 209V210H245L246 208H245V202H248V201H251V200H253V199H255V200H258V201H260L262 204H263V207H264V195H263V193H261L260 191H259V187H263L264 186V118L262 117V116H255V118L254 119H256V122L257 123H253V117L251 118V115L250 114H245V115H243L242 117H240L239 115H237L238 117H234ZM253 116V115H252ZM36 117V116H35ZM90 117V116H89ZM91 117V118H92ZM101 117V119H103ZM126 117V116H125ZM159 117V116H158ZM203 117V116H202ZM201 117V118H202ZM205 117V118H206ZM42 118V117H41ZM78 118V117H77ZM77 118H74V119H76L77 120ZM93 118V119H94ZM104 118L106 119V117L104 116ZM129 118V117H128ZM197 118V117H196ZM224 118V117H223ZM226 118V117H225ZM224 118V119H225ZM32 119V118H31ZM34 119V118H33ZM39 119V118H38ZM64 119H65V116H64ZM73 119V118H72ZM79 119V118H78ZM97 120H98V118H96ZM103 119V120H100L99 122L97 121V123H96V125H97V127H96V129H92V128H88L89 129V131H88V129L86 130V132H83V130H82V132H83V134L85 135V136H83V138L85 137L86 139H85V141L88 139V140H90L89 142L91 143V141L92 142H94V140H96V139H99V138H102L103 140H111L112 138H113V136H114V134L116 135L117 133H118V131L119 130H121L123 127H124V125L126 124V122L128 121H124V120H122L123 122H125L124 123V125H123V122L121 123V122H118V123H115V124H112V123H110V122H108V120L106 119ZM109 119V118H108ZM125 119V118H124ZM127 119V118H126ZM163 119V118H162ZM162 119H159V118H157V121H156V125H159V127H161L162 128V130H161V128H159L163 133H162V136L160 137L161 138V140L162 141H160V142H163V144H164V146H165V143H166V147H167V149H165L166 150V152H165V154L166 155H170V154H172V156L174 155V160L176 161V162H180V163H186L187 161H188V155L187 154H185V153H183V152H181L180 151V149L182 148V147H184L183 145L185 144L186 145V143H187V145H188V142L187 141H189V140H187V139H183L184 141H181V139H180V141L178 142V138L180 137V136H182V135H180L181 133L179 132L182 128H179L180 130L178 131V132H175V127H173L174 128V130H173V128H171L170 126L171 125H168L164 120H162ZM199 119V118H198ZM253 120V121H251V120ZM35 120H37L36 118H35ZM43 120V119H42ZM80 120V119H79ZM95 120V119H94ZM166 120V119H165ZM194 120V119H193ZM200 120V119H199ZM223 120V119H222ZM44 121V120H43ZM57 121V120H56ZM59 121V120H58ZM64 121V120H63ZM72 121V120H71ZM92 121V120H91ZM131 121V120H130ZM147 121H149V119L147 118ZM152 121V120H151ZM154 121V120H153ZM152 121V122H153ZM201 121V120H200ZM39 122H40V120H39ZM74 122V121H73ZM79 122V121H78ZM82 122V121H81ZM93 122V121H92ZM195 122V121H194ZM193 122V123H194ZM202 122H203V120H202ZM207 122V121H206ZM205 122V123H206ZM221 122V121H220ZM43 123V122H42ZM52 123H54V122H52ZM90 123V122H89ZM94 123V122H93ZM154 123H155V121H154ZM192 123V124H193ZM212 123V122H211ZM28 124H29V126H28ZM34 124V123H33ZM33 124H31V125H33ZM36 124V123H35ZM38 124V123H37ZM39 124H41V123H39ZM74 124V123H73ZM81 124V123H80ZM92 124V123H91ZM151 124V123H150ZM153 124V123H152ZM78 125V124H77ZM94 125V124H93ZM127 125V124H126ZM205 125V124H204ZM34 126V125H33ZM41 126V125H40ZM39 126V128L36 130L35 129V126L33 127L36 131H34V132H31V133H34L33 135H35L36 133V135H42L43 133H44V131H43V127H40ZM63 126H64V124H63ZM82 126V125H81ZM86 126V125H85ZM85 126H84V129H85ZM128 126V125H127ZM153 126V125H152ZM194 126H197V125H194ZM201 126V125H200ZM204 127V126H203ZM202 126H201V128H203ZM209 127V126H208ZM76 128H78L77 126H76ZM82 128V127H81ZM87 128V127H86ZM158 128V127H157ZM178 128V127H177ZM199 128V127H198ZM30 128H28V130H29ZM32 129V128H31ZM91 129V130H90ZM99 129V130H98ZM100 129H102V130H104V131H101ZM205 129V128H204ZM75 130V129H74ZM77 130V129H76ZM211 130V129H210ZM243 130H246V132H244ZM46 131V132H47ZM70 131V130H69ZM181 131H183V129L181 130ZM206 131V130H205ZM217 131V130H216ZM74 132V131H73ZM72 132V133H73ZM81 132V133H82ZM127 132V131H126ZM49 133V132H48ZM74 133H77V131L76 132H74ZM80 133V132H79ZM123 133V132H122ZM177 133H180V134H177ZM185 133V132H184ZM199 132H197V134H198ZM203 133H205V132H203ZM203 133H201V134H203ZM216 133V132H215ZM10 134V135H9ZM30 134V133H29ZM46 134V133H45ZM51 134V133H50ZM69 134V135H68ZM200 134V133H199ZM9 135V136H8ZM24 135H26V133L24 134ZM32 135V134H31ZM35 135V138H37V136ZM39 135V136H40ZM44 135V134H43ZM72 135V136H71ZM78 135V134H77ZM118 135V134H117ZM176 135H178L177 137H176ZM198 136H200V135H198ZM200 136V137H201ZM53 137V136H52ZM70 138V140H72ZM82 138V137H81ZM128 138V137H127ZM126 138V139H127ZM159 138V137H158ZM184 138V137H183ZM38 139V138H37ZM58 139H59V141H58ZM102 139H101V141H102ZM122 139V138H121ZM195 139V138H194ZM20 140V139H19ZM19 140H18V142H17V144L19 143ZM21 140H22V138H21ZM84 140V139H83ZM88 140L86 141V142H88ZM160 140V139H159ZM158 140V141H159ZM201 140V141H202ZM206 140H208V142H206ZM157 141V142H158ZM58 142V143H57ZM72 142V141H71ZM89 142H88V146L89 145H91V144H89ZM96 142V141H95ZM94 142V143H95ZM165 142V143H164ZM76 143V142H75ZM79 143H80V141H79ZM110 143V142H109ZM154 143V142H153ZM87 144V143H86ZM96 144V143H95ZM94 144V145H95ZM160 144V143H159ZM158 144V145H159ZM202 144V143H201ZM220 144V143H219ZM69 145V144H68ZM73 145V144H72ZM97 145H98V143H97ZM155 145V144H154ZM203 145V144H202ZM257 145V146H256ZM164 146H163V148H164ZM16 147V146H15ZM65 147V148H64ZM72 149H71V148ZM77 147H78V145H77ZM87 147V146H86ZM92 147V146H91ZM100 147V146H99ZM161 147V146H160ZM165 147V148H166ZM198 147H200V146H198ZM213 147V146H212ZM93 148V147H92ZM254 148V149H255ZM94 149V148H93ZM204 149V150H205ZM161 150H162V148H161ZM164 150V151H165ZM256 150V149H255ZM88 151V150H87ZM135 151V150H134ZM195 151V150H194ZM200 151V150H199ZM19 152V153H18ZM80 152V151H79ZM85 152V151H84ZM128 152H129V150H128ZM138 152V151H137ZM87 153H90V152H87ZM136 153V152H135ZM75 155V156H72V155ZM86 154V153H85ZM203 154V153H202ZM21 155V154H20ZM126 155H128V153L126 154ZM195 155V154H194ZM206 155V154H205ZM113 156V155H112ZM123 156V155H122ZM137 156V155H136ZM162 156H164V159H166L165 158V155H163L162 154ZM233 156V157H232ZM240 156V155H239ZM20 157V156H19ZM31 157V158H32ZM78 157H79V155H78ZM167 158H168V156H166ZM22 158H23V154H22ZM25 158V157H24ZM23 158V159H24ZM35 158V159H36ZM112 158H114V157H112ZM130 158V157H129ZM132 158V157H131ZM170 158V157H169ZM193 158V157H192ZM197 160L199 159V161H200V155L199 154H197L196 155V157H195ZM240 158V157H239ZM19 159H20V161H19ZM29 159V158H28ZM27 159V160H28ZM43 159V160H44ZM69 159H71L72 161H70V168L69 169H71L70 171H69V173L70 174H68L66 171H65V173L63 172V166H65L63 163H65V164H68V163H66ZM90 159V158H89ZM201 159H203V158H201ZM240 159V160H241ZM114 160V159H113ZM112 160V161H113ZM129 160V159H128ZM133 160V159H132ZM173 160V161H174ZM245 160V161H244ZM247 160V161H246ZM35 161V160H34ZM38 161V160H37ZM115 161V160H114ZM165 161V160H164ZM251 161V162H250ZM25 162V161H24ZM26 163H27V161H26ZM204 163V162H203ZM207 163V162H206ZM240 163V164H239ZM256 163V161L253 163V166H254V164ZM22 164V165H21ZM23 164H24V167L25 168H23V167H19V166H23ZM92 164V163H91ZM193 164V163H192ZM123 165V164H122ZM58 167V169L59 168H61L60 169V171L58 172L59 174H56L54 171H52L51 170V167ZM67 166V165H66ZM255 166V167H256ZM56 167H55V169H56ZM68 167V166H67ZM82 167V166H81ZM86 167V166H85ZM93 167V166H92ZM252 167V168H251ZM98 168H100V167H98ZM79 169V168H78ZM87 169V168H86ZM92 168H90V170H91ZM127 169V168H126ZM147 169V168H146ZM88 170V169H87ZM86 170V171H87ZM100 170V169H99ZM99 170H97V171H99ZM129 170V169H128ZM79 171V170H78ZM82 171V170H81ZM84 171V170H83ZM120 171V170H119ZM93 173V171L91 170L89 173L87 172V174H90V173ZM148 172V171H147ZM151 172V171H150ZM63 173H64V175L67 173L68 174V176H67V174H66V176L68 177L67 179H66V177H64V175H63ZM86 174V173H85ZM98 174V173H97ZM96 174V175H97ZM99 174H100V172H99ZM98 174V175H99ZM203 174H205V173H203ZM218 174V173H217ZM58 175V176H57ZM91 175V174H90ZM131 175V174H130ZM154 175V174H153ZM246 175H248V176H250V181H249V179L246 181L245 180V178H246ZM83 176V175H82ZM89 176V175H88ZM101 176V175H100ZM158 176V175H157ZM80 177V176H79ZM95 178H97L96 176H94ZM203 177V176H202ZM63 178H64V180H63ZM99 178V177H98ZM104 178V177H103ZM208 178V177H207ZM81 179H82V177H81ZM88 179H90V177L88 178ZM85 180V179H84ZM99 181H98V183H101V184H99V186L100 185H102V187H104L103 189H105L104 190V192L106 191V193L108 192V193H110V194H114V193H111V189H110V185L108 184V183H104V179H102V178H100V179H98ZM107 180V179H106ZM156 180H157V178H156ZM82 181V180H81ZM86 181V180H85ZM91 181V180H90ZM90 183V182H89ZM91 183H93V181L91 182ZM90 183V184H91ZM86 184V183H85ZM84 184V185H85ZM89 184V186H92V185H90ZM96 184V183H95ZM153 184V183H152ZM155 184V183H154ZM82 185V184H81ZM86 185H88V184H86ZM85 185V186H86ZM177 185V184H176ZM176 185H174L175 186V188H176V195L178 196V199L177 200H174L173 202L171 201L172 199L171 198H169L168 197V194H171V192H167L168 194H167V196H165V197H161V198H157V200L154 202L153 201V199L152 198H150V197H147V196H145V197H142V199H141V201H139V202H129V203H127L126 202V204L123 206H121L123 209H124V211L126 212V213H129V215L130 216H121V215H117L116 213V211H114L115 210V208H117L116 206H118V205H114V206H110L109 205V203H108V201H105V200H95L94 201V204L93 205H95V207H89V211L87 212L88 214H89V220L88 219H85V220H87L88 221V226L85 228H83L82 226H84L85 224V222H83V220H84V216H83V211L85 210V209H83L82 210V207H83V205H80V206H82V207H80V209H77L76 208V206H75V204H72V208H73V205H74V207L78 210V214H77V212L75 211V213L78 215L77 217H78V219H76V221L78 220V222L76 223V224H78V226H79V228H77L78 229V232H76L77 234H75V235H77V236H75L76 238H74L75 239V241H73V243H74V245H76V244H79V243H90V244H92L94 247H96V249L98 248V250H97V252H99L100 251V249H102V248H107V247H109L108 245H110V244H108L109 242L108 241H110V239L108 238V234H109V230H111L112 229V227H114L113 226V223L115 224V222H118L119 224H120V226L121 225H123L122 227H124L123 228V232H121V237L120 238H118L117 239V241H115L114 243H113V245H115V246H113L112 248V252H110V254L111 253H113L114 254V258L115 259H119L120 258V262H119V264H130L128 261H127V259H128V257H127V259L126 258H124V257H122L123 255H122V252H124V254H126L127 256L128 255H137V254H139V256L141 255L142 257H141V259L143 258V256H148V258H159V257H161V258H163L164 259V261L167 263V264H186V263H183V260L185 259H182V260H180L181 258L179 257L182 253H185V252H187V251H189V249L191 248V246H189L190 245V242H189V240H188V238L190 237H186V238H181L180 237V239L182 240V242H178V244L177 245H174L173 244V242H171L172 240L169 238L170 236H166L165 234H163L162 233V229H163V222H160V220L158 219L159 218V216L160 215H162V217L164 216L165 217V219H167V220H169L170 221V223H172V224H177V225H185V226H187L188 228H189V230H191L192 228H196V227H198V225H199V221H200V219H201V216H200V213H201V211H204L205 209H206V205H208L209 203L207 202L208 200H206L205 199V195L203 194V193H194L193 191V196H189V194L187 193V191L184 189V188H182V186H184V184H178L179 186L178 187H176ZM80 186V185H79ZM83 186V185H82ZM134 186V185H133ZM137 186V185H136ZM143 186V185H142ZM162 186H163V184H162ZM161 186V187H162ZM168 186V185H167ZM169 186H170V184H169ZM168 186V187H169ZM173 186V187H174ZM84 187V186H83ZM82 187V188H83ZM138 187V186H137ZM150 187V186H149ZM164 187V186H163ZM173 187H169L170 189L169 190H172L171 188H173ZM81 188V187H80ZM92 188V187H91ZM174 188V189H175ZM120 189V188H119ZM174 189H173V191H174ZM182 189H184L185 191H183V193L185 192L186 194H183V195H180V193H181V191H182ZM135 190V189H134ZM169 190H166V191H169ZM75 191H76V195H74L75 194ZM80 191V190H79ZM138 191H140V190H137L136 189V192H138ZM82 192V191H81ZM119 192V191H118ZM134 192V191H133ZM80 193V192H79ZM78 193V194H79ZM142 193V192H141ZM144 193V192H143ZM83 194V193H82ZM119 194V193H118ZM133 194V193H132ZM134 194H135V192H134ZM138 194V193H137ZM146 194V193H145ZM173 194V193H172ZM235 194V193H234ZM84 195V194H83ZM82 195V197H84ZM116 195H117V193H116ZM144 195V194H143ZM147 195V194H146ZM163 195V194H162ZM175 195V196H176ZM114 196V195H113ZM119 196V195H118ZM117 196V197H118ZM141 196V195H140ZM149 196V195H148ZM151 196V195H150ZM176 196V197H177ZM205 196V197H204ZM77 197H79V196H77ZM168 197V198H167ZM74 198V199H73ZM113 198V197H112ZM128 198V197H127ZM130 198V197H129ZM78 199V198H77ZM79 199H80V197H79ZM82 199V198H81ZM114 199H116V198H114ZM135 199V198H134ZM171 199V200H170ZM84 200V199H83ZM94 200V199H93ZM92 200V201H93ZM110 200H113V199H110ZM77 201V200H76ZM114 201V200H113ZM153 201V202H152ZM78 202V201H77ZM80 202H81V200H80ZM111 202V201H110ZM119 202V201H118ZM123 202V201H122ZM206 202L208 203V204H206ZM75 203V202H74ZM83 203V202H82ZM84 203H85V201H84ZM228 202H227V204H229ZM87 204V203H86ZM85 204V205H86ZM113 204V203H112ZM79 205V204H78ZM90 205V204H89ZM237 205V206H238ZM247 205V204H246ZM231 206V205H230ZM71 207V206H70ZM69 207V208H70ZM79 208V207H78ZM94 208H98L97 209V212L95 213V209ZM119 208V207H118ZM240 208V207H239ZM240 208V209H241ZM71 209V208H70ZM120 209V208H119ZM75 210V209H74ZM95 210V211H94ZM121 211V210H120ZM123 211V210H122ZM121 211V212H122ZM124 211H123V213H124ZM242 211V210H241ZM246 211V210H245ZM244 211V212H245ZM70 211H67L66 212V214H68ZM116 212V213H115ZM70 213H72V212H70ZM75 213H73V215L75 214ZM125 213V214H126ZM124 214V215H125ZM68 215H70V214H68ZM72 215V216H73ZM85 215V214H84ZM123 215V214H122ZM127 215V214H126ZM258 216L259 215H257V216H255L256 217V219H258L259 220V218H258ZM5 217H6V215H5ZM8 217V216H7ZM163 217V218H164ZM254 217V218H255ZM17 218V219H18ZM68 218V217H67ZM70 218V217H69ZM75 218H76V216H75ZM85 218H87L86 216H85ZM162 218V219H163ZM253 218V217H252ZM10 219V218H9ZM65 219H66V217H65ZM72 218H70V220H71ZM8 220V219H7ZM6 219H5V223H6V221H7ZM68 220V219H67ZM164 220V219H163ZM65 221V223H66V220H64ZM165 221V220H164ZM1 222V221H0ZM3 222V223H4ZM3 223H2V226H6V225H3ZM73 223V222H72ZM1 224V223H0ZM62 224V225H61ZM68 224V223H67ZM70 224H71V222H70ZM72 225V224H71ZM1 226V227H2ZM6 226V227H7ZM75 225H73V227H74ZM0 227V228H1ZM6 227H3V228H6ZM54 227V229L52 230V228ZM59 227H61V228H59ZM64 227V226H63ZM71 227V226H70ZM70 227L69 228H67V229H69L70 230ZM72 227V228H73ZM172 227V226H171ZM55 228H59V229H55ZM119 228V227H118ZM156 229V236H157V239L155 238V240H157L156 242L154 241V243L151 245V246H145V245H147V244H144V245H134L133 244V238H134V236H137L138 237V234H139V229ZM66 229V228H65ZM64 229V230H65ZM85 229V230H84ZM68 230V231H69ZM73 230H75V229H73ZM193 230V229H192ZM6 231V230H5ZM66 231V230H65ZM170 231V230H169ZM181 231H182V229H181ZM188 231V230H187ZM72 232H74V231H72ZM114 232V231H113ZM142 232V231H141ZM145 232V231H144ZM5 233V232H4ZM66 232H64V234H65ZM68 233V232H67ZM191 233V232H190ZM74 234V233H73ZM193 234V233H192ZM4 235V234H3ZM67 235V234H66ZM119 235H120V231H119ZM129 235V236H128ZM68 236V235H67ZM74 236V235H73ZM114 236H115V234H114ZM146 236V235H145ZM63 237L65 238V239H63ZM185 237V236H184ZM2 238H6V237H2ZM192 238V237H191ZM191 238H189V239H191ZM197 238V237H196ZM201 238V237H200ZM71 239V238H70ZM73 239V240H74ZM109 239V240H108ZM202 239V238H201ZM200 239V240H201ZM0 240H1V237H0ZM145 240H147V239H145ZM195 240V239H194ZM193 240V241H194ZM142 241V240H141ZM153 241V240H152ZM219 241V242H218ZM217 242L219 243V245H220V240H218ZM108 242V243H107ZM111 242H113V241H111ZM145 242H147V241H145ZM203 242V241H202ZM200 243L202 246H203V248H205L207 245H205L204 243ZM229 243H230V240L228 241ZM228 242H227V244H228ZM72 243V242H71ZM73 243H72V245H73ZM225 243V242H224ZM66 244H68L67 242H66ZM66 244H65V246H66ZM198 244V243H197ZM225 245V244H223L222 246H224V249H223V247L220 249V250H226V251H229V246L228 245ZM73 245V246H74ZM149 245V244H148ZM160 245H162V248L160 249ZM200 245V246H201ZM211 245V244H210ZM248 245V244H247ZM71 246V245H70ZM198 246V245H197ZM72 247V246H71ZM70 247V248H71ZM75 247V246H74ZM121 247V248H120ZM211 247V246H210ZM210 247H208V248H210ZM217 247H219L218 245H217ZM247 247H250V246H247ZM69 248V247H68ZM118 248H120L119 250H123V251H119V250H117ZM74 249V248H73ZM90 249V248H89ZM109 250L111 249L110 247L108 248ZM107 249V250H108ZM193 249V248H192ZM205 249H207V248H205ZM67 250H69V249H67ZM66 250V251H67ZM95 250V249H94ZM200 250V249H199ZM198 250V251H199ZM204 250V249H203ZM210 250V249H209ZM208 250V251H209ZM212 250V249H211ZM96 251V250H95ZM207 250H205L204 251V253L202 252L201 254V262H200V264H214L215 262H214V260H213V258H210V253L208 254V255H204L205 254V252H206ZM225 251V252H226ZM70 252V251H69ZM68 252V253H69ZM230 252H231V250H230ZM61 253V254H60ZM96 252H94L93 254H91L92 255V257H91V255H89V260L87 261V262H85L84 263V261L82 262V264H114V262L112 263V261H110L111 259L109 258V256L110 255H108V252L106 253V252H101V254H100V252L99 253H96ZM262 253L264 254V252L262 251ZM70 254V253H69ZM96 255V256H94L93 257V255ZM186 254V253H185ZM72 255V254H71ZM194 255V254H193ZM231 255V254H230ZM233 255V254H232ZM67 256V255H66ZM111 256H112V254H111ZM110 256V257H111ZM138 256V257H139ZM183 256V255H182ZM209 256V257H208ZM50 257H53L54 259H52L51 260V258ZM59 257V258H60ZM72 257V256H71ZM112 257V258H113ZM66 258V257H65ZM69 258V257H68ZM145 258V257H144ZM70 259V258H69ZM126 259V260H125ZM114 260V259H113ZM30 261V262H29ZM55 261H54V264H55ZM68 261V260H67ZM142 261V260H141ZM186 262H188V264H191V263H189V261H187V260H185ZM71 262V261H70ZM143 262H144V260H143ZM116 263V262H115ZM141 263V262H140ZM139 263V264H140ZM65 264V263H64ZM73 264V263H72ZM116 264H118V263H116ZM134 264H135V262H134ZM137 264V263H136ZM198 264V263H197Z\"/></svg>",
    "mask_w": 264,
    "mask_h": 264
}]
</instances>
